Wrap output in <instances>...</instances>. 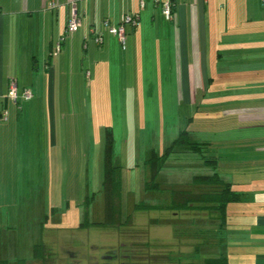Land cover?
Wrapping results in <instances>:
<instances>
[{
  "label": "crops",
  "instance_id": "1",
  "mask_svg": "<svg viewBox=\"0 0 264 264\" xmlns=\"http://www.w3.org/2000/svg\"><path fill=\"white\" fill-rule=\"evenodd\" d=\"M142 1L141 6V0H0V215L15 189L14 130L38 119L34 115L41 118L38 110L47 104L53 111L81 109L102 93L116 116L132 108L137 120L150 109L155 120L160 112L169 117L176 101L197 103L201 94L205 104L214 94L217 125L232 127L233 142H264V0H171L172 20L162 14L165 0ZM73 7L79 28L65 35ZM128 13L138 15V24L125 26L122 44L104 21L114 26ZM11 80L16 102L7 96ZM24 89L28 99L21 96ZM55 114L50 128L42 126L39 141L33 135L21 141L45 163L61 156L58 145L64 142V120ZM71 146L79 148L74 139ZM258 222L253 233L260 246L247 264H264V219Z\"/></svg>",
  "mask_w": 264,
  "mask_h": 264
},
{
  "label": "rangeland",
  "instance_id": "2",
  "mask_svg": "<svg viewBox=\"0 0 264 264\" xmlns=\"http://www.w3.org/2000/svg\"><path fill=\"white\" fill-rule=\"evenodd\" d=\"M207 96L205 104L200 103L201 94L197 103L176 101L169 117L160 112L155 120L150 118V109L142 111L144 116L140 113L137 120L132 108L122 109V116H116L108 94L102 93L95 94L89 106L79 105L81 109L72 106L53 111L47 104V109L38 110L41 118L34 115L38 119H30L29 125L13 133L14 151H18L15 189L10 205L0 215L1 229H6L0 232L1 256L9 264H105L104 260L106 264H199L201 258L224 254L229 264H247L252 249L260 246L253 232L260 228L258 221L264 219V142L245 141L240 146L233 142L232 127L217 125L214 94ZM54 112L57 120H64L60 135L63 146L68 141V150H63L60 143L61 156H50L45 163L39 152L32 153L27 149L29 143L21 141L26 135L39 141L42 126L49 123L50 128ZM107 128L113 134L112 163L118 168L121 184V220L129 214L132 218L127 225L117 227L79 228L86 220H103ZM185 128L189 141L205 143L201 148L204 152L177 148L161 162L155 180L161 190L147 196L146 159L152 150L162 155ZM73 139L74 145H79L76 150L71 146ZM202 153L216 158V168L204 162ZM214 170L241 192L239 200L227 204L222 230L204 212L176 214L133 208L146 198L163 206L171 187L189 186L194 175ZM202 230L211 231L204 235ZM40 243L48 247L45 262L33 256L34 246ZM196 244L199 250L195 253ZM107 250H116L119 255L109 260L103 256Z\"/></svg>",
  "mask_w": 264,
  "mask_h": 264
},
{
  "label": "trees",
  "instance_id": "3",
  "mask_svg": "<svg viewBox=\"0 0 264 264\" xmlns=\"http://www.w3.org/2000/svg\"><path fill=\"white\" fill-rule=\"evenodd\" d=\"M163 2H161V11ZM163 16L165 17L164 14ZM172 18L173 4L171 2V17L166 19L172 20ZM136 24H138V20ZM97 36L102 37V35L97 34L94 38ZM188 132L189 131L186 128L181 129L176 138L165 149L162 155H159L154 150L151 151L150 155L145 161V164L148 167V173L144 180L145 192L158 193V191L161 190V185L155 181L156 176L161 168V162L164 161L177 148L186 150H201V152H204L201 148L206 147L204 145L205 143L189 141ZM113 143L114 139L112 131L111 129L107 128L105 134L104 161L102 168L103 220L92 222L86 220L80 223L78 226L79 228H85L89 226L117 227L120 225H127L132 218V214H129L125 219L121 220V184L118 168L112 163ZM201 156L206 164L210 165L212 168H216L217 161L215 157L205 156L203 153ZM167 191L168 201L165 205L161 206L152 204L143 200L134 205V210L161 209L176 214H181L180 212H183L184 214L188 212H204L211 221L212 219L215 220L214 224L217 226V228H219L218 230H222L227 219V204L237 201L241 198V192L237 191L231 182L222 179L217 170H214L210 174L194 175L189 186L171 187ZM153 220L158 221L156 218ZM210 231L202 230L204 235H206V233L209 234ZM47 249L48 247L45 243L35 245L33 248L34 258L39 260L41 259L42 262H45ZM198 250L199 247L196 244L194 252L196 253ZM199 261V264H229L228 258L224 254H220L218 256H207L199 259ZM0 264H8V261L6 259H0ZM18 264H23V261H20Z\"/></svg>",
  "mask_w": 264,
  "mask_h": 264
},
{
  "label": "built area",
  "instance_id": "4",
  "mask_svg": "<svg viewBox=\"0 0 264 264\" xmlns=\"http://www.w3.org/2000/svg\"><path fill=\"white\" fill-rule=\"evenodd\" d=\"M158 1V0H155ZM141 6L144 4L143 1L141 0L140 2ZM51 6H54L53 3L50 4ZM162 12L165 15L167 19L171 17V2L170 0H166L162 3ZM138 20V15L137 14H123L120 18V22L117 25H110L108 21H104V25L107 26L108 32L112 35H115L118 40L123 44L125 40V34H126V25H136ZM79 18L78 15L76 14L75 7H73L71 16L69 17L66 27H65V35L72 34L75 31L78 30L79 28ZM96 43L100 44L102 43V37L97 36L95 38ZM59 50V46H57L56 52ZM21 96L23 99H28L31 94L29 90L24 89ZM8 97L11 98L14 101H17L18 98V93H17V87L16 83L14 80H11L8 85ZM2 117L6 119V112L2 113Z\"/></svg>",
  "mask_w": 264,
  "mask_h": 264
},
{
  "label": "flooded vegetation",
  "instance_id": "5",
  "mask_svg": "<svg viewBox=\"0 0 264 264\" xmlns=\"http://www.w3.org/2000/svg\"><path fill=\"white\" fill-rule=\"evenodd\" d=\"M117 255H119V252H117L116 250H107L103 256H105V258H108L110 260L111 258L116 257ZM104 261L106 264L107 263L106 260H104Z\"/></svg>",
  "mask_w": 264,
  "mask_h": 264
}]
</instances>
